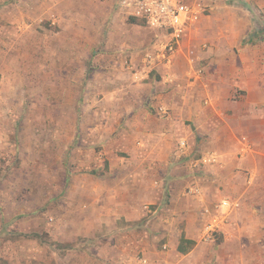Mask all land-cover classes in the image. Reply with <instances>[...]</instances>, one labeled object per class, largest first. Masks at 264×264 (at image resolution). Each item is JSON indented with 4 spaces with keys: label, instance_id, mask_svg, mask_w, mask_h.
Segmentation results:
<instances>
[{
    "label": "rangeland",
    "instance_id": "rangeland-1",
    "mask_svg": "<svg viewBox=\"0 0 264 264\" xmlns=\"http://www.w3.org/2000/svg\"><path fill=\"white\" fill-rule=\"evenodd\" d=\"M49 1L44 28H30L31 33L21 36L0 28V264H49V217L92 213L91 205L77 203L93 202L90 183L96 174L97 182L110 191L114 182L107 173L112 165L108 150L119 149L125 155L136 128L133 113L145 104V74L155 72L151 66L168 42L163 30L116 11L108 2ZM197 4L198 19L186 38L191 44L176 53L175 71L196 67L187 56L191 48L197 59L198 52L215 49L221 61L228 51L247 48L257 59L253 68L264 69V0ZM52 17L63 18L64 28L53 24ZM195 153L202 155L200 150ZM85 173L90 180H85ZM222 200H215L213 210L207 211L211 216L197 225L198 243L212 248L222 242L220 231H206ZM261 208L262 218L256 223L264 229V204ZM35 238L44 247L39 255L29 250ZM167 240L156 241L160 250L172 249L165 246ZM249 242L248 252L264 248V237ZM56 244L59 247L55 241L52 247ZM16 246H25L37 257L20 256L14 252ZM167 254L164 263L179 261L175 253Z\"/></svg>",
    "mask_w": 264,
    "mask_h": 264
},
{
    "label": "crops",
    "instance_id": "crops-1",
    "mask_svg": "<svg viewBox=\"0 0 264 264\" xmlns=\"http://www.w3.org/2000/svg\"><path fill=\"white\" fill-rule=\"evenodd\" d=\"M49 2L0 0V28L19 36L44 28ZM51 19L64 28L63 18ZM247 50L228 51L222 61L215 49L198 52L196 67L186 73L175 71L176 54H162L151 66L156 73L145 74V104L133 113L136 128L125 155L108 150L110 191L96 174L90 183L93 202L77 203L91 205L92 213L49 217V264H166L167 252L177 255L173 264H264V248L248 252L249 239L264 237L256 223L264 204V69L253 68L257 59ZM199 150L202 155L196 156ZM219 199L231 207L228 213L217 208L213 219L225 218L219 221L223 240L212 249L196 241L197 225L211 216L207 211ZM162 237L172 249H159L156 241ZM34 240L29 250L39 255L44 247ZM53 241L59 247H52ZM14 252L37 257L25 246Z\"/></svg>",
    "mask_w": 264,
    "mask_h": 264
},
{
    "label": "built area",
    "instance_id": "built-area-1",
    "mask_svg": "<svg viewBox=\"0 0 264 264\" xmlns=\"http://www.w3.org/2000/svg\"><path fill=\"white\" fill-rule=\"evenodd\" d=\"M108 2L112 7L120 12L127 14L129 17H135L146 21L151 27L161 29L168 37L165 45L164 57L170 54H176L183 49L189 31L195 24L199 15V5L197 0H101ZM194 49L191 48L189 55L194 61ZM200 70V69H199ZM160 112L167 113V109L160 108ZM182 146L186 145L185 141L181 142ZM225 207L227 210L231 207L229 200L224 199L218 205ZM219 213V212H218ZM220 214V213H219ZM225 218L215 217L206 226L208 233L215 234L219 232V221L223 223Z\"/></svg>",
    "mask_w": 264,
    "mask_h": 264
},
{
    "label": "trees",
    "instance_id": "trees-1",
    "mask_svg": "<svg viewBox=\"0 0 264 264\" xmlns=\"http://www.w3.org/2000/svg\"><path fill=\"white\" fill-rule=\"evenodd\" d=\"M135 18V17H134ZM139 19V18H138ZM184 240V239H183ZM181 248V250H183V251H185L186 249H184V246H181L180 247Z\"/></svg>",
    "mask_w": 264,
    "mask_h": 264
}]
</instances>
